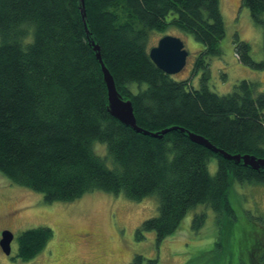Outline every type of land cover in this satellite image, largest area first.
I'll list each match as a JSON object with an SVG mask.
<instances>
[{
	"label": "trees",
	"instance_id": "1",
	"mask_svg": "<svg viewBox=\"0 0 264 264\" xmlns=\"http://www.w3.org/2000/svg\"><path fill=\"white\" fill-rule=\"evenodd\" d=\"M0 0V175L12 185L44 196L45 204L73 202L100 191L138 202L156 195L158 215L137 234L161 242L198 205L231 217L232 184L264 185V169L251 170L193 143L203 137L229 155L264 160V93L241 81L228 95L207 90L204 61L217 57L225 26L220 0ZM263 24L264 0H241ZM177 28L202 45L197 66L206 71L194 89L174 80L149 59L147 36ZM30 44L23 42L29 33ZM116 91L133 108L134 132L111 117L107 86L94 47ZM237 58L261 70L239 39ZM104 144L113 162L92 151ZM215 159L217 170L208 172ZM196 227L203 218H195ZM52 230L21 233L14 259L30 262L52 239ZM251 264H264V252ZM130 264H156L135 256Z\"/></svg>",
	"mask_w": 264,
	"mask_h": 264
},
{
	"label": "rangeland",
	"instance_id": "2",
	"mask_svg": "<svg viewBox=\"0 0 264 264\" xmlns=\"http://www.w3.org/2000/svg\"><path fill=\"white\" fill-rule=\"evenodd\" d=\"M220 14L225 26L224 38L219 43L220 55L204 61L207 65V90L221 95L232 93L241 81L255 85L256 93H264V69L244 65L235 54L239 39L249 47L253 62L264 63L263 24L257 25L241 0H220ZM163 36L176 37L187 51L184 69L174 80L188 79L197 90L202 84L205 69L197 66L202 45L177 28L147 36V51L156 46ZM33 41L31 32L23 42ZM92 151L105 159L109 169L115 166L107 156L105 145L93 143ZM212 176L216 161L208 165ZM1 176V175H0ZM0 181V237L11 231V255L0 249V264H130L135 256L155 260L156 264H251L264 252V185L232 184L228 193L233 210L231 217L218 214L206 205L192 208L182 219L177 230L158 242L154 232L137 231L141 223L158 215L159 201L150 195L138 202L94 191L73 202L45 204L44 196L12 185L5 177ZM22 191L12 194V190ZM8 190V193L3 191ZM203 218L196 227L195 218ZM46 227L52 230V240L30 262L15 258L18 238L24 231Z\"/></svg>",
	"mask_w": 264,
	"mask_h": 264
},
{
	"label": "water",
	"instance_id": "3",
	"mask_svg": "<svg viewBox=\"0 0 264 264\" xmlns=\"http://www.w3.org/2000/svg\"><path fill=\"white\" fill-rule=\"evenodd\" d=\"M81 2V12H82V21L85 20V11H84V1L79 0ZM85 30L87 32L86 23L84 22ZM94 51L96 52V58L101 64L102 75H104L105 86H107V96H108V111L111 117L118 120L122 125H125L131 128L134 132L141 133L144 136H150L152 138H162L163 135L167 134L173 129H167L166 131H162L156 134L149 133L147 131H143L139 127L136 126V120L133 116V108L129 101L123 100L121 96L118 95L112 76L109 75L105 65L102 63L101 56L99 54L98 46L94 47ZM187 51L183 48V43L180 39L171 36H163L158 44L152 47L149 50V59L153 62L156 67L165 72L169 76H175V74L180 73L185 65L187 58ZM190 140L198 146H203L206 149L212 151L213 153H217L220 156H223L225 159L229 161H234L235 164L241 163L243 167H248L251 170H260L264 169V160L257 159L256 157H252L249 155H229L224 151H220L209 144L203 137L196 136L191 133H187ZM13 234L11 231H4L0 237V249L1 252L4 253L5 256L9 257L11 255L10 247L11 242L13 241Z\"/></svg>",
	"mask_w": 264,
	"mask_h": 264
},
{
	"label": "flooded vegetation",
	"instance_id": "4",
	"mask_svg": "<svg viewBox=\"0 0 264 264\" xmlns=\"http://www.w3.org/2000/svg\"><path fill=\"white\" fill-rule=\"evenodd\" d=\"M3 176H0V181H3V178H2ZM19 191H22V189H15V190H12V194L13 193H15V192H19ZM4 193H8V190H6V191H3Z\"/></svg>",
	"mask_w": 264,
	"mask_h": 264
}]
</instances>
